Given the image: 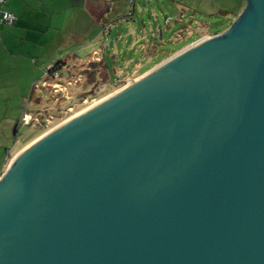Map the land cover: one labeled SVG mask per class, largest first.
<instances>
[{
  "label": "water",
  "instance_id": "water-1",
  "mask_svg": "<svg viewBox=\"0 0 264 264\" xmlns=\"http://www.w3.org/2000/svg\"><path fill=\"white\" fill-rule=\"evenodd\" d=\"M0 264H264V0L23 147Z\"/></svg>",
  "mask_w": 264,
  "mask_h": 264
},
{
  "label": "rangeland",
  "instance_id": "rangeland-1",
  "mask_svg": "<svg viewBox=\"0 0 264 264\" xmlns=\"http://www.w3.org/2000/svg\"><path fill=\"white\" fill-rule=\"evenodd\" d=\"M73 2L78 5L73 11L78 39L83 41L87 38L89 41L81 44L76 52L72 50V55L78 56L65 60L62 73L41 76L37 81L36 97L27 102V107L38 121L19 123L17 127L13 124L10 146L17 138L20 141L9 162L23 147L46 131L140 77L193 42L223 31L232 22V18L221 14L205 17L196 13L185 18L192 10L181 15L170 0H136L135 4L129 0ZM132 5L133 16L112 22L110 28L104 30L102 15L106 9V17L113 20L127 14ZM149 47L156 49L149 52ZM103 60L107 68L90 85L87 75L91 68L98 66L92 65V62ZM12 89L9 86L6 91ZM67 95L70 99L66 98ZM6 108H9V102L0 100V109ZM42 116H45L46 123ZM5 121L0 116V125Z\"/></svg>",
  "mask_w": 264,
  "mask_h": 264
},
{
  "label": "crops",
  "instance_id": "crops-1",
  "mask_svg": "<svg viewBox=\"0 0 264 264\" xmlns=\"http://www.w3.org/2000/svg\"><path fill=\"white\" fill-rule=\"evenodd\" d=\"M170 1L181 15L193 10V15L198 13L206 17L220 15V10H226L225 16L232 19L245 5V0ZM77 7L73 0H7L0 3V13L6 9L17 16L13 25L0 27V100L9 102V108L0 109V116L6 120L0 125V176L20 141L17 138L10 146L13 124L16 127L24 124L22 116L28 110L27 102L33 100L31 95L37 81L41 76L46 77L48 68L57 60L77 55H72V50L76 52L81 44L89 41L78 39L77 28L74 29L73 11ZM155 49L149 47V52ZM9 86L13 89L6 91Z\"/></svg>",
  "mask_w": 264,
  "mask_h": 264
},
{
  "label": "trees",
  "instance_id": "trees-1",
  "mask_svg": "<svg viewBox=\"0 0 264 264\" xmlns=\"http://www.w3.org/2000/svg\"><path fill=\"white\" fill-rule=\"evenodd\" d=\"M7 0H4L2 3H5ZM94 1V0H93ZM129 2H131L132 4H135V2H136V0H132V1H130L129 0ZM108 6H109V4H107ZM243 9V8H242ZM3 10H6V9H2V11ZM1 11V12H2ZM7 11H10V10H7ZM108 11V9H106L105 10V12L103 13V15H102V22H103V26H104V30H106L107 28H110V25L112 24V22H114L115 23V21H119V20H121V19H125V18H128V17H130V16H133L134 15V5H132V7L130 8V10H129V12H127V14H124L123 15V17L122 16H120V17H116V18H114L113 20H110V19H108L107 17H106V12ZM10 12H12V11H10ZM240 12V11H239ZM239 12H237V14L239 13ZM13 13V12H12ZM220 13H221V15H227L228 14V11H226V10H220ZM230 13V12H229ZM1 14V13H0ZM14 14V13H13ZM236 14V15H237ZM15 15V14H14ZM16 16V15H15ZM236 17V16H235ZM234 17V18H235ZM16 18H17V16H16ZM234 18L232 19V21L234 20ZM16 21V20H15ZM15 23V22H14ZM13 23V24H14ZM232 23V22H231ZM230 23V24H231ZM12 24V25H13ZM230 24H228V25H226V27H228ZM8 26H11V25H8ZM225 27V28H226ZM225 28L223 29V30H225ZM220 32H222V31H220ZM219 33V32H218ZM66 59H59V60H57L53 65H51L49 68H48V70H47V72H46V77H50V76H52V75H55L56 74V72H60V73H62V70L64 69V67H65V61ZM92 65H98V66H95V68H91V70H90V72H89V74L87 75V77L89 78V79H87V80H89V84L91 85V84H93L96 80H98V78L100 77V73L103 71V69H106L107 68V64L104 62V60L101 62H92ZM91 67V66H90ZM36 86H34V89H33V91H32V95H31V98L32 99H34V96H35V93H36ZM38 99V98H37ZM36 99V100H37ZM38 101V100H37ZM28 111V110H27ZM45 116H42V118H43V120L45 119L44 118ZM41 118V119H42ZM44 123H46V121L44 120Z\"/></svg>",
  "mask_w": 264,
  "mask_h": 264
},
{
  "label": "built area",
  "instance_id": "built-area-1",
  "mask_svg": "<svg viewBox=\"0 0 264 264\" xmlns=\"http://www.w3.org/2000/svg\"><path fill=\"white\" fill-rule=\"evenodd\" d=\"M4 0H0V3H2ZM132 1V0H130ZM149 1V0H146ZM16 20V16L7 10H3L0 14V27L2 25H12ZM60 72H56L55 76L58 75ZM67 99H70V96L67 95L66 96ZM22 121L24 124H31L34 121H38V118L34 115H32L31 113H29V111L25 112L22 116Z\"/></svg>",
  "mask_w": 264,
  "mask_h": 264
}]
</instances>
